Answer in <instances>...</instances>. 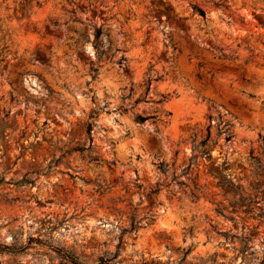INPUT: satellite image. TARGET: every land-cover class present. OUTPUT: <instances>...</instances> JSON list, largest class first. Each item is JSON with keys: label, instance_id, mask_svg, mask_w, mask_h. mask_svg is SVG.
<instances>
[{"label": "rangeland", "instance_id": "374dc122", "mask_svg": "<svg viewBox=\"0 0 264 264\" xmlns=\"http://www.w3.org/2000/svg\"><path fill=\"white\" fill-rule=\"evenodd\" d=\"M263 42L264 0H0V264H259Z\"/></svg>", "mask_w": 264, "mask_h": 264}, {"label": "trees", "instance_id": "16d2710c", "mask_svg": "<svg viewBox=\"0 0 264 264\" xmlns=\"http://www.w3.org/2000/svg\"><path fill=\"white\" fill-rule=\"evenodd\" d=\"M214 5L216 7H222L224 9L227 8V6L224 4V2H221V1H219L217 3H214ZM192 8H193V11L196 14H198L203 20H206V12H205V10L203 8H201V7L197 6V5H194ZM263 45H264V42H263ZM211 46L213 47V49L215 51L220 53L218 56H216L218 59H221V60H236V59H238V55L224 53V49L222 47H218V46H216L214 44H212ZM6 48H7L6 46H3L1 50L3 51ZM94 48L96 49V55L99 58L102 55V52H103L102 29L100 27H95L94 28ZM245 49L248 51L249 55L244 59L243 63L247 64L249 62H253L254 58L257 56V55L254 54V49L251 48L249 45H246ZM263 60H264V58H263ZM125 61H126L125 58L121 57L119 59L118 63L121 65L122 63H125ZM198 66L200 67V66H202V64L199 63ZM196 77L199 80L202 79V76L199 73L196 74ZM212 78H213V73L210 72V76H209V81L210 82L212 81ZM148 118H150V117H147V116L144 117V116H141V115H136L135 119H136V121L138 123H144ZM209 119H210V122H209V125L206 127V133H205L204 136H202L200 138V141H199V143L197 145L198 149L204 148L205 145L207 144V142L210 141V136H211L210 127H211V120L212 119H211V117H209ZM215 126H216V129L218 131V135L223 134L225 136V140L226 141H229L233 137V133L231 131V123L229 121L223 120L220 115L217 117ZM87 133L91 134L90 126H88ZM205 153L206 152H193V154L189 157V160H191V161L195 160L196 158H198L199 156L204 155ZM193 164H194V162H189L188 165L183 169L182 174L183 175L190 174L191 167H192ZM163 171H166V169L164 168ZM208 173L210 175L217 176V177L222 174V172L218 173L216 170H213L211 168H209ZM188 178H189V176H188ZM195 179H196V177L191 179V180L194 181ZM182 183L184 184L183 181L180 182V184H182ZM245 251L246 250H242L240 252L242 256L245 254ZM77 264H79V263H77ZM259 264H264V257L260 261Z\"/></svg>", "mask_w": 264, "mask_h": 264}]
</instances>
